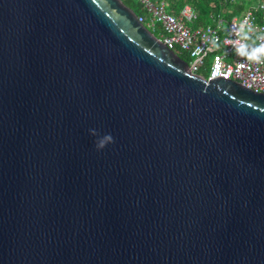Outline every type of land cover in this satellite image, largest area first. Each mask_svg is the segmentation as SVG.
Instances as JSON below:
<instances>
[{"label": "water", "instance_id": "water-1", "mask_svg": "<svg viewBox=\"0 0 264 264\" xmlns=\"http://www.w3.org/2000/svg\"><path fill=\"white\" fill-rule=\"evenodd\" d=\"M0 264H264V92L123 0H0Z\"/></svg>", "mask_w": 264, "mask_h": 264}, {"label": "built area", "instance_id": "built-area-1", "mask_svg": "<svg viewBox=\"0 0 264 264\" xmlns=\"http://www.w3.org/2000/svg\"><path fill=\"white\" fill-rule=\"evenodd\" d=\"M144 13L137 14L168 47L189 54L191 71L208 63L207 79L224 76L241 82L254 91L264 92V54L250 60L249 54L264 47V0H254L240 12L226 18L217 13L212 21L192 26L197 10L185 3L177 12L168 0H138Z\"/></svg>", "mask_w": 264, "mask_h": 264}, {"label": "trees", "instance_id": "trees-1", "mask_svg": "<svg viewBox=\"0 0 264 264\" xmlns=\"http://www.w3.org/2000/svg\"><path fill=\"white\" fill-rule=\"evenodd\" d=\"M127 5L132 7L137 14L144 13V8L138 0H123ZM169 9L173 12H177L181 6L185 3H190L198 12L196 19L191 23L192 26L201 25L204 23V18L208 15L210 21H212V15L221 13L226 18L232 16L235 13L240 12L245 7L253 3L254 0H168ZM209 21V22H210ZM180 56L189 60V54L181 49L176 50ZM206 64L199 66L196 70L197 73L206 75Z\"/></svg>", "mask_w": 264, "mask_h": 264}, {"label": "clouds", "instance_id": "clouds-1", "mask_svg": "<svg viewBox=\"0 0 264 264\" xmlns=\"http://www.w3.org/2000/svg\"><path fill=\"white\" fill-rule=\"evenodd\" d=\"M264 54V47L255 49L252 53L249 54V59L250 60H257L259 61L261 59V55ZM111 135L105 137V140H102L98 147L103 148L105 146V141H112Z\"/></svg>", "mask_w": 264, "mask_h": 264}, {"label": "rangeland", "instance_id": "rangeland-1", "mask_svg": "<svg viewBox=\"0 0 264 264\" xmlns=\"http://www.w3.org/2000/svg\"><path fill=\"white\" fill-rule=\"evenodd\" d=\"M210 21V17L207 15L205 18H204V23L202 24H205L207 22ZM191 24V23H190ZM210 61H211V58L208 59V63L206 64V68L204 67V71L209 69V66H210Z\"/></svg>", "mask_w": 264, "mask_h": 264}, {"label": "bare ground", "instance_id": "bare-ground-1", "mask_svg": "<svg viewBox=\"0 0 264 264\" xmlns=\"http://www.w3.org/2000/svg\"><path fill=\"white\" fill-rule=\"evenodd\" d=\"M237 1V0H236ZM221 14V13H220ZM222 15V14H221ZM224 15V14H223ZM226 17V16H225Z\"/></svg>", "mask_w": 264, "mask_h": 264}]
</instances>
